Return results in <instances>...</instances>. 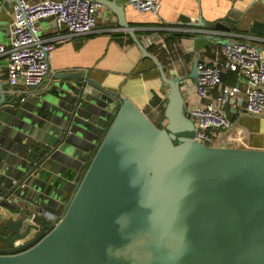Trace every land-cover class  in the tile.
<instances>
[{
    "label": "water",
    "instance_id": "95a60500",
    "mask_svg": "<svg viewBox=\"0 0 264 264\" xmlns=\"http://www.w3.org/2000/svg\"><path fill=\"white\" fill-rule=\"evenodd\" d=\"M97 1L167 86L163 126L89 77L60 74L80 81L57 84L58 108H32L26 94L1 91L0 133L23 109L34 115L16 137L24 147L11 152L14 142L0 134V264H264V148L195 140L185 77L166 74L123 5ZM187 24L228 29L200 16ZM250 32L264 35V22L254 20ZM198 61L187 78L197 77Z\"/></svg>",
    "mask_w": 264,
    "mask_h": 264
},
{
    "label": "crops",
    "instance_id": "0c3cea01",
    "mask_svg": "<svg viewBox=\"0 0 264 264\" xmlns=\"http://www.w3.org/2000/svg\"><path fill=\"white\" fill-rule=\"evenodd\" d=\"M115 1L124 6L127 22L134 27L143 45L161 62L166 74L185 77L181 82V90L186 109L209 102L194 94L195 79L187 78V75L194 56L199 61L208 63L217 58L221 47L218 39L226 38L260 47L261 57L264 58V35L250 32L254 20L264 22V0H158L159 8L156 13L138 11L129 5L128 0ZM13 2L14 0H0V43L9 41ZM199 16L206 25L219 22L228 29L193 28L187 24L196 22ZM96 20L93 32L72 36L55 47L48 61L47 77L25 95L28 105L36 108L38 105L34 102L39 101L58 108V99L61 97L56 95L57 84L80 81L77 77L58 79L60 74L68 73L89 77L106 91L130 98L155 124L163 123L161 105L164 106L166 102L167 86L160 80L157 69L149 59L141 57L137 46L118 25L116 15L109 8L102 5L96 12ZM37 25L43 38L65 33L57 31L53 18L41 19ZM177 33L182 35L178 36ZM208 34L213 39L205 38ZM193 36L196 38L193 39ZM5 65V57H0V92L17 95L22 92V87L8 86ZM223 74L226 75L225 79L222 78L224 84L232 85L237 82L233 72L227 70ZM87 85L93 91L102 93L97 87L89 83ZM262 89L264 91V86ZM216 91H210L211 97L216 95ZM154 96L158 100L154 101ZM225 110L233 120V125L228 131L221 132L220 141L231 143V146L264 148V112L259 116H250L244 110L230 106H226ZM21 113L14 115L5 124L8 130L4 132L7 134L0 133L4 136L3 139L14 142L9 146L12 148L11 152L24 147L16 137L26 134V117L34 115L31 108H25ZM53 114L56 116V113ZM33 129L36 132L39 130L35 125ZM10 166L11 172L20 170L16 165ZM71 175L72 172H69L66 179ZM81 175L82 171L76 174L75 179H79ZM60 213L61 210H58L55 214Z\"/></svg>",
    "mask_w": 264,
    "mask_h": 264
},
{
    "label": "built area",
    "instance_id": "2783aa9c",
    "mask_svg": "<svg viewBox=\"0 0 264 264\" xmlns=\"http://www.w3.org/2000/svg\"><path fill=\"white\" fill-rule=\"evenodd\" d=\"M128 3L141 12L156 13L159 8L158 0H128ZM101 7L97 0H14L9 41L0 43L8 86H21L24 94L38 87L49 73L48 61L55 47L72 36L93 32L96 12ZM47 18H53L57 31L65 33L41 37L37 22ZM196 69L194 94L209 102L185 107L194 124V139L210 146H231L219 140L221 132L233 125L225 108L242 109L250 116L264 112V58L257 46L228 40L221 44L213 62L198 61ZM227 70L236 75L235 84L222 82V74ZM212 89L217 90L214 97ZM47 222L55 225V216Z\"/></svg>",
    "mask_w": 264,
    "mask_h": 264
},
{
    "label": "trees",
    "instance_id": "16d2710c",
    "mask_svg": "<svg viewBox=\"0 0 264 264\" xmlns=\"http://www.w3.org/2000/svg\"><path fill=\"white\" fill-rule=\"evenodd\" d=\"M222 78L225 79L226 78V75L222 74ZM158 100V98L156 96H154V101ZM161 111H162V114L164 112V106L161 105ZM164 116V115H163ZM231 119V118H230ZM232 120V119H231ZM233 121V120H232ZM164 123V122H163ZM163 123H157L156 125L158 127H162L163 126Z\"/></svg>",
    "mask_w": 264,
    "mask_h": 264
}]
</instances>
